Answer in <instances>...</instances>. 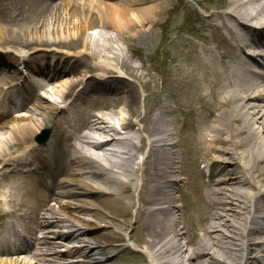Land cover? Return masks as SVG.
<instances>
[{
    "label": "bare ground",
    "instance_id": "bare-ground-1",
    "mask_svg": "<svg viewBox=\"0 0 264 264\" xmlns=\"http://www.w3.org/2000/svg\"><path fill=\"white\" fill-rule=\"evenodd\" d=\"M114 1H0V51L31 72L34 85L22 79L23 93L37 87L44 95L58 82L52 86L63 89L73 111L66 115L57 106L36 104L34 116L43 120L24 119L21 108L6 120L0 217L19 219L27 233L31 222L45 220L44 242L53 245L42 254L46 264L66 254L77 256L71 264H118L107 252L118 247L120 264H264V71L254 59H264V0H217L222 11L198 16V31H191L201 45L181 35L171 42L177 54L167 64L173 73L167 69L159 89L145 85L142 101L120 72L96 61H114L140 79L113 43L133 37L150 50L168 5L144 0L149 5L132 9L127 1ZM37 57L46 60V70L34 64L30 69L28 59ZM76 64L84 69L79 77L55 79L56 72L73 74ZM96 97L93 109L106 111L100 112L103 120L85 112ZM9 101L5 94L4 103ZM122 102L129 115L120 133L108 123ZM50 113L56 114L54 131L97 130L107 140L92 147L113 148L61 150L65 138L58 134L38 146L34 139ZM59 154L65 161L51 168L48 194L41 195L21 171ZM64 217L75 233L62 230ZM117 218L123 220L114 225ZM115 228L126 238L112 235ZM2 229L15 234L6 222ZM66 242L76 245L60 252ZM15 258L2 257L0 264H20Z\"/></svg>",
    "mask_w": 264,
    "mask_h": 264
},
{
    "label": "rangeland",
    "instance_id": "rangeland-1",
    "mask_svg": "<svg viewBox=\"0 0 264 264\" xmlns=\"http://www.w3.org/2000/svg\"><path fill=\"white\" fill-rule=\"evenodd\" d=\"M121 1H127L128 4H130L129 7L132 9H141L148 5L147 3H144V0H115L114 3L121 2ZM194 1L196 0H164V2H166V4L168 5V12H165L164 14H162L164 24L158 27L157 29H154L153 31L155 38L153 40L150 50L142 42H139L137 39L133 37L127 39V41H119V42L113 43L116 48L119 47L123 49L125 53L126 63L130 65L133 69H135L136 74L140 76V79L130 77L126 69L117 65V63L114 61L98 60L96 61V63L101 62L111 67L112 69L120 72L123 75V77L129 81V83L133 84V87L135 88V90L137 91L139 95V100L142 101V99L146 95L145 85H147L152 90L159 89L163 86V78L165 79L166 74L168 73L167 69H169L173 73L172 66L167 64V62H169V56H174L175 54H177L176 51L172 49L171 42L176 40L180 35L184 37H189L190 33H192L191 31H198V23L196 21V18L198 16L205 15V11L203 12V9L202 8L200 9V5H196ZM209 1H212V0H205L204 2H209ZM213 1L217 2V0H213ZM205 5H207L208 8H211L210 10H208L209 12H212L213 9H216L214 10V12H220L221 10L218 7V5L215 3L213 4L205 3ZM170 8H173V9H170ZM138 31L140 30L138 29ZM203 32L206 33L207 31L204 29ZM164 44H165V47H167L166 49L167 52L163 50ZM42 57L43 56H41V58ZM41 58H38V57L34 59L30 58L28 59L27 63L29 64L30 67H32L33 64L35 66L40 65L41 69L46 70L44 66V64L46 63V60L44 58L43 59ZM6 62H7V59H5L4 56H0V74L2 73V76L5 74L3 73L5 71L6 73L8 71H13L14 73H17L18 75L22 74L23 72L24 75L25 74L29 75V72L25 70L26 68L24 67V65L19 66L17 64L13 66H8ZM87 62L90 63L92 62V60H87ZM78 64H76V66ZM16 68L17 70H15ZM81 71H84V69L80 64L79 67L77 66L76 69H73L71 71V73L73 74L66 75V73L60 74L56 72V73H53V75L56 77L55 79L58 80L61 77L62 78L63 77L65 78L68 76L70 77L78 76L79 77L82 74ZM92 73H94L97 76H100L102 74L99 71H93ZM16 79L17 78H13L12 80L15 81ZM1 80L2 82L0 83V86H5V83L8 84L10 82V81H4L5 80L4 78H2ZM96 83L101 84L103 82L100 81V79H98ZM54 84L58 85L59 83L56 82ZM54 84H49L48 87H53L52 85ZM47 89L44 92V96H46L50 100V102L48 103V102L42 101L40 102V104H42L44 107H47L49 109L52 106H57V107L64 106L63 105L64 103H62V101L65 99L63 89L60 87H53L52 91L47 90ZM62 93H63V97H62ZM128 115L129 113H128L127 107L122 102L119 105V107L115 110V113L113 114V117L111 120L114 122L116 130H118V132L121 133L120 127L122 126L124 121L127 119ZM33 117L36 119L43 120V118L41 117L37 118V116H34V115ZM174 117L176 119L181 118L179 114H175ZM3 127H4V123H3ZM3 127L0 128V136H5L4 134H6L7 132L6 130L3 129ZM46 128H50V126L47 125ZM40 134H41V131L37 136H39ZM51 135H52V130H51L50 137ZM122 136H123L122 134L119 135V137H122ZM106 148L112 149L113 147L111 148L110 146H107ZM136 162H139V159L136 160ZM65 219L67 220V224L65 225V227L62 228V230L72 231L73 233H75L76 227L74 226V224L71 223V220H69L68 218H65ZM122 220H123L122 218H117L113 220V223L114 225L120 224ZM133 232L130 229L127 230L128 234L133 233ZM111 233H113L112 235L116 237H120L123 239L126 238L124 233L118 230V228H115V230L111 231ZM63 245L64 246L59 249L60 252L67 251L68 248H71L72 246L76 244L75 242H70V243L66 242ZM130 245L135 250H140V248L137 245H134L132 243H130ZM52 246L53 245L44 247V250L49 249ZM119 251H120L119 247L117 250H113L112 248L107 250V252L111 256L114 257L115 259L114 261L118 262V264H120V259H121L120 256L117 255ZM75 258L70 257V255L66 254L63 257H61L57 261L56 264H71L74 262Z\"/></svg>",
    "mask_w": 264,
    "mask_h": 264
}]
</instances>
